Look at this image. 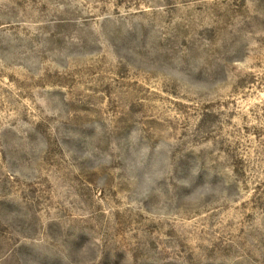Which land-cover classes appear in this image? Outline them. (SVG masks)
Returning <instances> with one entry per match:
<instances>
[{
    "label": "rangeland",
    "instance_id": "rangeland-1",
    "mask_svg": "<svg viewBox=\"0 0 264 264\" xmlns=\"http://www.w3.org/2000/svg\"><path fill=\"white\" fill-rule=\"evenodd\" d=\"M0 264H264V0H0Z\"/></svg>",
    "mask_w": 264,
    "mask_h": 264
},
{
    "label": "clouds",
    "instance_id": "clouds-1",
    "mask_svg": "<svg viewBox=\"0 0 264 264\" xmlns=\"http://www.w3.org/2000/svg\"><path fill=\"white\" fill-rule=\"evenodd\" d=\"M154 179H155L156 182H158V181L164 179V177H163V175H160V176L155 177Z\"/></svg>",
    "mask_w": 264,
    "mask_h": 264
}]
</instances>
